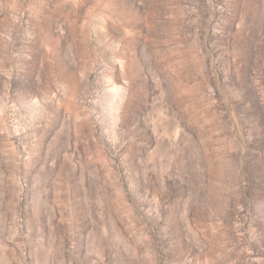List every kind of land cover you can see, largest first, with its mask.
I'll return each mask as SVG.
<instances>
[{
	"label": "rangeland",
	"instance_id": "1",
	"mask_svg": "<svg viewBox=\"0 0 264 264\" xmlns=\"http://www.w3.org/2000/svg\"><path fill=\"white\" fill-rule=\"evenodd\" d=\"M0 264H264V0H0Z\"/></svg>",
	"mask_w": 264,
	"mask_h": 264
}]
</instances>
